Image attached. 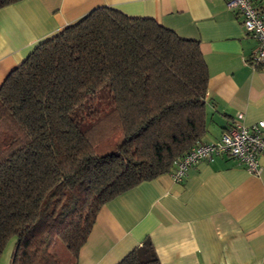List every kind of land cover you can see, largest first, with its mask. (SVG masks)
I'll return each mask as SVG.
<instances>
[{
  "label": "trees",
  "instance_id": "16d2710c",
  "mask_svg": "<svg viewBox=\"0 0 264 264\" xmlns=\"http://www.w3.org/2000/svg\"><path fill=\"white\" fill-rule=\"evenodd\" d=\"M207 82L198 39L113 7L37 43L0 86V255L73 264L103 204L203 142ZM115 264L161 263L144 240Z\"/></svg>",
  "mask_w": 264,
  "mask_h": 264
},
{
  "label": "crops",
  "instance_id": "0c3cea01",
  "mask_svg": "<svg viewBox=\"0 0 264 264\" xmlns=\"http://www.w3.org/2000/svg\"><path fill=\"white\" fill-rule=\"evenodd\" d=\"M264 13V0H253ZM151 17L198 39L208 71L206 127L217 139L235 122L264 119V64L248 60L256 39L225 0H20L0 8V86L37 43L97 7ZM260 173L233 157L142 181L103 204L73 264H115L149 240L161 264H264V157ZM72 264L69 255H65ZM10 264V262H9Z\"/></svg>",
  "mask_w": 264,
  "mask_h": 264
},
{
  "label": "built area",
  "instance_id": "2783aa9c",
  "mask_svg": "<svg viewBox=\"0 0 264 264\" xmlns=\"http://www.w3.org/2000/svg\"><path fill=\"white\" fill-rule=\"evenodd\" d=\"M228 9L235 10L247 34L257 45L248 62L252 67L264 63V13L253 0H225ZM229 156L242 163L247 171L260 173L259 158L264 157V119L251 124L235 122L210 142H198L173 162L170 175L181 182L186 170L199 161H211L216 156Z\"/></svg>",
  "mask_w": 264,
  "mask_h": 264
},
{
  "label": "rangeland",
  "instance_id": "374dc122",
  "mask_svg": "<svg viewBox=\"0 0 264 264\" xmlns=\"http://www.w3.org/2000/svg\"><path fill=\"white\" fill-rule=\"evenodd\" d=\"M14 243H15V237L12 236L10 239L7 241L1 255H0V264H9L11 263L12 255H13V250H14ZM61 244H58L56 248L60 252V255H65L66 249L63 246H60Z\"/></svg>",
  "mask_w": 264,
  "mask_h": 264
}]
</instances>
